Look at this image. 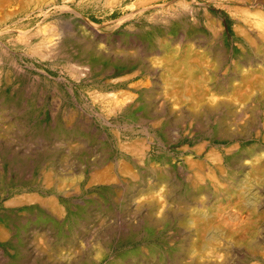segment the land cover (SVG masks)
<instances>
[{
  "label": "rangeland",
  "instance_id": "obj_1",
  "mask_svg": "<svg viewBox=\"0 0 264 264\" xmlns=\"http://www.w3.org/2000/svg\"><path fill=\"white\" fill-rule=\"evenodd\" d=\"M1 228L0 264H264V0H0Z\"/></svg>",
  "mask_w": 264,
  "mask_h": 264
},
{
  "label": "bare ground",
  "instance_id": "obj_2",
  "mask_svg": "<svg viewBox=\"0 0 264 264\" xmlns=\"http://www.w3.org/2000/svg\"><path fill=\"white\" fill-rule=\"evenodd\" d=\"M113 10V9H112ZM179 27V26H178ZM169 29V28H168ZM22 34V33H21ZM24 34V33H23ZM59 35V34H58ZM189 37V36H188ZM58 38V37H57ZM52 40V39H51ZM50 40V41H51ZM49 41V40H48ZM42 43V42H41ZM51 43V42H50ZM50 43H48V44H50ZM55 46V45H54ZM43 48V47H42ZM32 49H34V48H32ZM48 49V48H47ZM50 50V49H49ZM48 51V50H47ZM58 51V50H57ZM53 53V52H52ZM47 54V53H46ZM42 55H44V54H42ZM57 55V54H56ZM47 56V55H46ZM49 56V55H48ZM100 56V55H99ZM51 57V56H50ZM56 57V56H55ZM83 57V56H82ZM102 57V56H101ZM130 57V56H129ZM175 59V60H174ZM176 59H178L179 61H176ZM21 61V60H20ZM192 61H194V60H192V56L191 55H188V56H184L183 54H179L178 56H175V57H173V62H172V64H171V66L172 67H175V72L174 73H172V77H171V83H170V87L168 86V90H169V88L173 91V97H171L172 99H174L176 102L177 101H181V98H185L190 104H193L195 107H199V103H200V101H199V98H200V96H203V94L202 95H200V88H199V82H198V74H197V72H196V70H195V68H196V65L195 64H193V62ZM34 64V63H33ZM74 65V64H73ZM92 65V64H91ZM74 67V66H73ZM79 68V67H78ZM92 68V67H91ZM15 69V68H14ZM81 69V68H80ZM88 69H89V67H88ZM93 69V68H92ZM180 69H181V72H180ZM20 70V69H19ZM22 70V69H21ZM76 70V69H75ZM18 71V70H17ZM23 71V70H22ZM77 71H79V70H77ZM72 72H73V70H72ZM165 85V84H164ZM167 89V88H166ZM30 94V93H29ZM172 94V93H171ZM168 96H170V93H168L167 94ZM232 97V96H231ZM213 98V97H212ZM214 99V98H213ZM117 101V100H116ZM60 102V101H59ZM115 102V101H114ZM158 102V101H157ZM183 102V101H182ZM223 102V101H222ZM117 103H119V102H117ZM125 103V102H124ZM187 103V102H186ZM169 104V103H168ZM114 105H115V103H114ZM121 104H118L117 105V107H118V109H119V107H121L120 106ZM150 105V104H149ZM166 105V104H165ZM164 105V106H165ZM171 105V104H170ZM169 105V106H170ZM177 105H179V103L177 104ZM222 105H224L225 106V108L226 109H232V107L231 106H233V102H231V101H225V102H223V104ZM124 106H125V104H124ZM146 106V105H145ZM218 106V105H217ZM223 106V107H224ZM171 107V106H170ZM170 107H169V109H170ZM220 107H222V106H220ZM122 108V107H121ZM147 108H148V106H147ZM150 108V107H149ZM218 108V107H217ZM123 109V108H122ZM145 109V108H144ZM168 109V110H169ZM216 109V108H215ZM49 110V109H48ZM120 110V109H119ZM146 110H148V109H146ZM145 110V111H146ZM176 110V109H175ZM180 110V109H179ZM219 110V109H218ZM163 111H164V109H163ZM184 111V110H183ZM203 111V110H202ZM210 111H214V109L213 110H210ZM176 112V111H175ZM182 112V111H181ZM185 112V111H184ZM216 112V111H215ZM167 113H168V111H167ZM174 113V112H173ZM183 113V112H182ZM187 113V112H186ZM190 113V112H189ZM205 113V112H204ZM172 114V113H171ZM195 114V112H192V115H194ZM216 114V113H215ZM176 115V114H175ZM181 115V114H180ZM20 116V115H19ZM173 116V115H172ZM183 116V115H182ZM198 116H200V114L198 115ZM194 117V116H193ZM208 117V116H207ZM179 118H180V116H179ZM199 118V117H198ZM176 120H178V119H176ZM239 120V119H238ZM80 121V120H79ZM87 125V124H86ZM206 127V126H205ZM51 133H53V132H51ZM50 133V134H51ZM55 134V133H54ZM59 134V133H58ZM53 135V134H52ZM75 135V134H74ZM90 135V134H89ZM48 136H50V135H48ZM209 136V135H208ZM14 138V137H13ZM42 138H44V137H42ZM49 138V137H48ZM46 139V138H45ZM44 139V140H45ZM34 142V141H33ZM62 143V142H61ZM21 144V143H20ZM60 144V143H59ZM78 144V143H77ZM107 146V145H106ZM73 147V146H72ZM134 149H135V147H133ZM137 149V148H136ZM135 149V150H136ZM77 150V149H76ZM27 151V150H26ZM138 151V150H137ZM128 152V151H127ZM143 152V151H142ZM135 153V152H134ZM134 156V155H133ZM135 158V157H134ZM93 173V172H92ZM164 176V175H163ZM160 177H162V175L160 176ZM160 179V178H159ZM162 181V180H161ZM95 184V183H94ZM113 184V183H112ZM45 188V187H44ZM192 188V187H191ZM191 188H190V190H191ZM187 189V188H186ZM194 190V189H193ZM171 191V190H170ZM189 192V191H188ZM185 193V192H184ZM190 194V193H189ZM184 196V195H183ZM181 199V198H180ZM40 202V201H39ZM17 203H19V202H17ZM32 203V202H31ZM43 203V202H42ZM51 203V202H50ZM47 204V203H46ZM177 204V203H176ZM43 204H41V206H42ZM64 205V204H63ZM53 207V206H52ZM62 207V206H61ZM42 208V207H41ZM55 208V207H54ZM73 208V207H72ZM49 209V208H48ZM62 209H63V207H62ZM87 209V208H86ZM106 209V208H105ZM113 209V208H112ZM35 210H37V209H35ZM15 211V210H14ZM13 211V212H14ZM31 211V210H30ZM51 211V210H50ZM64 211V210H63ZM106 211H108L107 209H106ZM10 212V211H9ZM48 212V211H47ZM12 213V212H11ZM65 213V212H64ZM81 214H83V213H81ZM31 215H32V213H31ZM52 215V214H51ZM62 215H64V214H62ZM62 215H60V217H62ZM80 215V214H79ZM87 215V214H86ZM85 215V216H86ZM43 216V215H42ZM54 216V215H53ZM84 216V215H83ZM31 217V216H30ZM35 217V216H34ZM56 217V216H55ZM60 217H59V219H60ZM86 217H88V215L86 216ZM209 217V216H208ZM8 218V217H7ZM26 218V217H25ZM116 218V217H115ZM62 219V218H61ZM72 219V218H71ZM24 220V219H23ZM22 220V221H23ZM29 220V219H28ZM32 220V219H31ZM42 220H44V219H42ZM9 221V220H8ZM21 221V220H20ZM159 221V220H158ZM41 222V221H40ZM81 222V221H80ZM10 223V222H9ZM22 223V222H21ZM31 223V222H30ZM55 223V222H54ZM67 223V222H66ZM82 223H83V221H82ZM156 223V222H155ZM158 223V222H157ZM193 223V222H192ZM29 224V223H28ZM69 224V223H68ZM73 224H76V223H73ZM113 224V223H112ZM210 224V223H209ZM20 225V224H19ZM67 225V224H66ZM124 225H125V223H124ZM29 226V225H28ZM41 226V225H40ZM51 226V225H50ZM55 225H53V227H54ZM71 226V225H70ZM77 226H78V224H77ZM80 226H81V223H80ZM93 226V225H92ZM91 226V227H92ZM195 226H197V225H195ZM60 227V226H59ZM72 227V226H71ZM83 227V226H82ZM107 227V226H106ZM78 228V227H77ZM68 229V228H67ZM126 229V228H125ZM0 230H2V228L0 229ZM5 230V229H4ZM19 230V229H18ZM17 230V231H18ZM23 230V229H22ZM73 230V229H72ZM77 230V229H76ZM80 230V229H79ZM193 230V229H192ZM67 231V230H66ZM20 232V231H19ZM24 232V231H23ZM69 232V231H68ZM103 233H108V230L107 231H103ZM13 234H14V232H13ZM37 234V233H36ZM58 234V233H57ZM62 234V233H61ZM5 235H6V233H5ZM5 235H4V231L2 232V231H0V238L2 237V239H4V237H5ZM19 235V234H18ZM7 236H8V234H7ZM6 236V237H7ZM20 236V235H19ZM16 237V236H15ZM46 237V236H45ZM17 238V237H16ZM22 238V237H21ZM61 238V237H60ZM63 238V237H62ZM219 238V237H218ZM13 240H15V239H13ZM36 240V239H35ZM13 242V241H12ZM134 244V243H133ZM15 245V244H14ZM18 245V244H17ZM35 248H36V250L39 252V255H40V257H42L44 260H45V262L46 263H44V264H56L54 261L53 262H51L50 260H52L53 259V257L55 256L54 254H51L50 252H49V248H48V246H47V244H45V245H43V244H38V243H36L35 244ZM16 249V248H15ZM142 249V248H141ZM153 249V248H152ZM14 250V249H13ZM157 251V250H156ZM162 251V250H161ZM167 253H169V252H167ZM171 253V252H170ZM56 254V253H55ZM150 254V253H149ZM13 255V254H12ZM37 255V254H36ZM57 255V254H56ZM60 255V254H59ZM63 255H65V254H63ZM131 255V254H130ZM168 255V254H167ZM67 256H69V255H67ZM142 256V255H141ZM147 256H149V255H147ZM151 256V255H150ZM164 256H165V253H164ZM173 256V255H172ZM5 257V256H4ZM20 257V256H19ZM64 257V256H63ZM73 257V256H72ZM76 257V256H75ZM74 257V258H75ZM129 257V256H128ZM137 257V256H136ZM135 257V258H136ZM120 258V257H119ZM131 258V257H130ZM50 259V260H49ZM70 259V258H69ZM129 259V258H128ZM155 259H156V257H155ZM160 259V258H159ZM180 258H176V260H175V264H194L195 262L193 261V262H188L186 259H184V261H182V262H179L180 260H179ZM6 260V259H5ZM17 260V259H16ZM67 260V259H66ZM122 260V259H121ZM132 260V259H131ZM137 260V259H136ZM144 260V259H143ZM7 261V260H6ZM69 261V260H68ZM124 261H125V259H124ZM129 261V260H128ZM8 262V261H7ZM16 262V261H15ZM135 262H137V261H135ZM18 263V262H17ZM64 263V262H63ZM69 264H73L72 263V261H70L69 262ZM80 264V263H79ZM120 264V263H119ZM196 264V263H195ZM254 264V263H253Z\"/></svg>",
  "mask_w": 264,
  "mask_h": 264
}]
</instances>
